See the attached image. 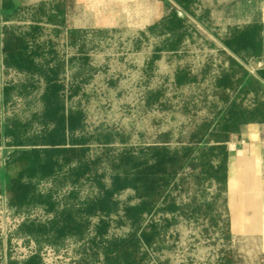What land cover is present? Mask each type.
Wrapping results in <instances>:
<instances>
[{
	"label": "rangeland",
	"instance_id": "rangeland-1",
	"mask_svg": "<svg viewBox=\"0 0 264 264\" xmlns=\"http://www.w3.org/2000/svg\"><path fill=\"white\" fill-rule=\"evenodd\" d=\"M157 1L164 15L143 29L85 25L81 9L65 25L47 16L21 23L0 7V264H264L262 233L244 230L245 218L259 227L264 216L229 213L227 193L210 179L197 184L188 167L172 178L168 200L138 222L132 214L140 200L130 186L110 194V209L87 210L111 189L124 157L157 144L177 150L195 127L210 121L214 132L235 108L264 118V53L242 51L249 69L222 43L249 21L246 0H188L186 8ZM14 28L28 68L2 50L4 31ZM76 114L80 121L71 126ZM38 155L55 163L50 173L27 172ZM20 174L34 198L15 204L6 189ZM171 199L177 208L166 207ZM76 218L80 233L70 230ZM29 224L66 225L31 233ZM152 225L157 232L137 256L124 260L110 251L112 242Z\"/></svg>",
	"mask_w": 264,
	"mask_h": 264
},
{
	"label": "trees",
	"instance_id": "trees-1",
	"mask_svg": "<svg viewBox=\"0 0 264 264\" xmlns=\"http://www.w3.org/2000/svg\"><path fill=\"white\" fill-rule=\"evenodd\" d=\"M175 1L179 5L186 8L185 1L188 0ZM179 23L180 17L173 12L171 20L172 26H176ZM1 43L4 53H7V55L16 59L21 57L20 48L24 44V38L10 33H4ZM222 43L231 52L240 57L243 61L247 62V58L242 51L245 53L249 52L254 55L264 53V24L261 25L254 23L241 29L238 28V30H236L228 39L223 40ZM20 60H23V65L27 68L32 64L31 60L27 57H21ZM232 61L238 68H242L238 62L233 59ZM258 74L259 78L264 80V70L259 71ZM250 81L252 80H248V82ZM258 83L260 84V82ZM52 88L53 91L56 90V86H53ZM255 111H258V109ZM257 120H264V118H256L254 111L246 112L235 108L229 111V114L223 118L219 128L214 132L213 128H211L210 121L202 122L200 126L195 127V129L189 133L185 145L177 150L171 151L163 146V144H157L149 146L137 157H124L121 161L124 168H122V171L118 170L112 176L111 189L105 190L103 198L97 202L89 204L87 210L91 212L97 208L103 210L110 209V194L117 189L130 186L134 189L136 197L140 200L138 205L133 208L132 214L134 221L138 222L143 213L149 211L150 208L155 206L159 200H168V187L171 184L172 178L176 176L184 167L191 169V175L197 184H199L202 179H210L218 184L220 192H226L227 158L229 155L226 142L229 140L231 133L239 132L240 124L245 122H254ZM79 121L80 114L71 116L68 119L71 126L77 125ZM57 124L62 127L64 119H57ZM57 131L59 130L57 129L53 133H56V136L58 135ZM166 135L167 134H164L161 138L162 140L159 142H166ZM210 142L213 144L208 145ZM34 160L36 162H31L27 165V172H31L30 174H47L55 167V163H51L50 161L43 164L39 155L36 156ZM213 160H216L217 163H213ZM129 165H131L130 168L128 167ZM116 167L120 169L122 166L119 165ZM21 177L22 174L13 179L12 186L6 189L10 200L15 204L27 200V198H34V191L32 190V187L21 184L19 180ZM220 192L214 196L212 202L208 204L209 206L212 205L213 201L219 196ZM39 198L41 200V197ZM169 201L171 202L168 203L166 206L167 208H177L174 199ZM65 225L57 227L58 225L55 226V224H53L47 229L42 225L29 224L26 225L25 228L31 233L42 231L47 232L52 229L53 231L58 232L65 228ZM80 227V220L78 218H76L73 223L70 222V230L74 229L76 233H80ZM156 232L157 231L154 225L151 226L150 232H147L146 230H142L139 233L132 232L125 239L119 242H112L110 251L114 252V255H118L124 260L130 259V257H135L139 253L141 244L151 243V240L155 236ZM225 260L226 263L230 261L228 258Z\"/></svg>",
	"mask_w": 264,
	"mask_h": 264
},
{
	"label": "crops",
	"instance_id": "crops-1",
	"mask_svg": "<svg viewBox=\"0 0 264 264\" xmlns=\"http://www.w3.org/2000/svg\"><path fill=\"white\" fill-rule=\"evenodd\" d=\"M157 2V0H0V7L7 19L21 23L37 22L47 16L52 22L65 25L76 16H80L81 9L85 25L89 23L98 29H103L131 22L134 27L143 29L164 15V11L160 12ZM246 4L243 8L245 14H248L249 21L237 29L254 23L263 25L264 1L246 0ZM93 10L99 13L95 14ZM15 29H6L4 33L23 38ZM74 35L71 34V37L74 38ZM22 49L23 46L20 48V53ZM227 150L229 154L226 182L227 210L233 215L250 216L251 220H257L259 216L262 219L264 216V122L247 123L238 133L231 134L227 141ZM231 228L240 230L232 224ZM244 230H249L251 233L254 230L259 231L264 240V222L259 227L251 222L248 225L245 218ZM231 263L234 261L230 260L227 264Z\"/></svg>",
	"mask_w": 264,
	"mask_h": 264
},
{
	"label": "water",
	"instance_id": "water-1",
	"mask_svg": "<svg viewBox=\"0 0 264 264\" xmlns=\"http://www.w3.org/2000/svg\"><path fill=\"white\" fill-rule=\"evenodd\" d=\"M224 46V45H223ZM225 47V46H224ZM226 48V47H225ZM229 52H231L228 48H226ZM235 58H237L241 63H243L247 68L252 69L249 65H247L241 58L231 52Z\"/></svg>",
	"mask_w": 264,
	"mask_h": 264
}]
</instances>
